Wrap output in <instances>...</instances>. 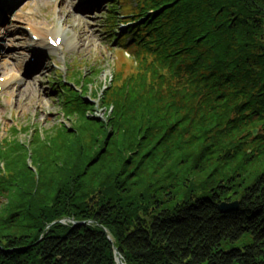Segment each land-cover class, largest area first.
<instances>
[{"label": "trees", "instance_id": "1", "mask_svg": "<svg viewBox=\"0 0 264 264\" xmlns=\"http://www.w3.org/2000/svg\"><path fill=\"white\" fill-rule=\"evenodd\" d=\"M110 5L132 65H114L111 115L62 123L35 153L0 140V264H264V0ZM54 87L66 116L96 110Z\"/></svg>", "mask_w": 264, "mask_h": 264}, {"label": "rangeland", "instance_id": "2", "mask_svg": "<svg viewBox=\"0 0 264 264\" xmlns=\"http://www.w3.org/2000/svg\"><path fill=\"white\" fill-rule=\"evenodd\" d=\"M0 2L3 10V14L0 13V75L5 76L8 72L21 73L28 80L19 85L12 84L3 92L0 91V139L6 136L20 144H29L32 141L28 149L35 153V148L46 150L49 141L52 143L56 142L55 139L60 141L62 123L69 130L84 122V118L98 121L111 115L115 102H112L107 87L113 76L114 65L124 68L125 71L127 68H132V65L116 48L115 42L107 32L110 0H2ZM36 26L39 28L57 26L68 31V35L74 37L76 42H66L62 49L44 54L42 67L31 72L37 54L33 46L34 35L29 29ZM17 53H28L24 62L27 66L20 72L17 70V59L14 57ZM123 64L126 65L123 67ZM72 69H80L88 76L87 79L90 78L88 82L87 79L84 80L88 89H85L84 82L81 85L76 82L81 89L79 93L88 103L94 104L96 110L86 107L85 113L65 115L62 102L59 100L60 92L54 85L55 82L58 84L61 82L58 71L68 73ZM42 70H44L43 78L41 82H35L37 87L34 89V77ZM28 87L33 89L30 99L31 90L29 91ZM57 89L61 90L60 84L57 85ZM97 92H99L98 96ZM12 125L29 126V128L26 132L11 135L9 129ZM255 130L258 132L257 135L261 132L260 127L253 128L251 142L257 137L254 135ZM69 136L72 138L75 135ZM84 139L89 141L88 136ZM25 148L28 150L27 147ZM248 152L251 153L252 149L250 148ZM43 154L45 151L41 152L42 156ZM29 162L32 163L31 160ZM258 163L263 165L262 171H264V158ZM231 173V170L226 172L228 175ZM199 176L205 177L203 173ZM248 184L249 182L245 186ZM223 201L234 202L239 199H233L230 194L228 199ZM245 242H251V237L236 243V246H243Z\"/></svg>", "mask_w": 264, "mask_h": 264}, {"label": "bare ground", "instance_id": "3", "mask_svg": "<svg viewBox=\"0 0 264 264\" xmlns=\"http://www.w3.org/2000/svg\"><path fill=\"white\" fill-rule=\"evenodd\" d=\"M67 1H69V0H67ZM35 28H36V30H35L36 35L44 38V41L41 42L38 45V47H39L38 52H40V54H42V55L45 54V53L51 52L52 49H54V48H52V47H50L48 45V41H49V39H48V37H49L48 31H47V33H45V32L42 31L43 30L42 28H39L38 26H36ZM55 32L57 33V35H63L64 36L63 44L66 43V42H69V43L70 42L71 43H75L76 42L74 37L72 38V36H69L68 35V31H66V30H63V29H61V28L56 26L55 27ZM14 57L17 59V70H18V72H20V70L24 69L27 66V65H24V62L26 61V58L28 57V53H19V54L17 53ZM41 61H42V59H39L33 64L34 67L31 69V72L32 71H36V69L42 67L41 66ZM43 72H44V70H42V72L39 73V75H35V77H34L35 78L34 89H35V87H37L35 85V82L36 81H40L41 82V80L43 78ZM6 76H7V80L4 81L3 83L0 82V84H2V86H3V88H8L11 84L19 85V84H22L23 82L26 83L28 81L27 78L25 76H23L21 73L18 74V73H15V72H13V73L8 72L6 74ZM29 88L30 87H28L27 89L29 91L31 90V92H29V99H30V96L32 94L33 89L32 88L29 89Z\"/></svg>", "mask_w": 264, "mask_h": 264}, {"label": "water", "instance_id": "4", "mask_svg": "<svg viewBox=\"0 0 264 264\" xmlns=\"http://www.w3.org/2000/svg\"><path fill=\"white\" fill-rule=\"evenodd\" d=\"M257 133H258L257 130H255L254 135L256 136ZM218 205H219V208L222 212H230L233 210H237L239 208V201H234V202L222 201ZM71 221H74V220L72 219ZM75 223H77V222L75 221ZM116 252L118 253V251H116ZM116 260H117L118 264H126L121 256H118L116 258Z\"/></svg>", "mask_w": 264, "mask_h": 264}]
</instances>
